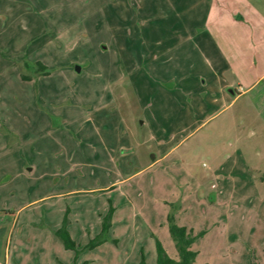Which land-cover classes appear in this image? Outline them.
<instances>
[{
	"label": "rangeland",
	"instance_id": "rangeland-1",
	"mask_svg": "<svg viewBox=\"0 0 264 264\" xmlns=\"http://www.w3.org/2000/svg\"><path fill=\"white\" fill-rule=\"evenodd\" d=\"M169 217L264 264V0H0V264H156Z\"/></svg>",
	"mask_w": 264,
	"mask_h": 264
},
{
	"label": "trees",
	"instance_id": "trees-1",
	"mask_svg": "<svg viewBox=\"0 0 264 264\" xmlns=\"http://www.w3.org/2000/svg\"><path fill=\"white\" fill-rule=\"evenodd\" d=\"M38 68L43 70L48 74L47 67L40 61L37 62ZM27 78V76L25 77ZM113 208H111L110 212L105 216L103 223V232H107L112 223L111 219L113 216ZM66 223V220H65ZM169 231L173 240L175 241V245L177 248V257H172L166 253V250L162 244V242L157 239L156 240V248H157V263L156 264H194L197 252L192 249V244L195 239L199 235H195L193 230H189L185 226L178 225L173 217H169ZM58 236L63 240L64 246L67 249L77 250V243L72 238L69 230L66 227V224L62 228L57 231ZM103 235L98 236L94 240H91L87 245V248H95L104 242ZM138 264H149L144 254L142 255V259Z\"/></svg>",
	"mask_w": 264,
	"mask_h": 264
},
{
	"label": "crops",
	"instance_id": "crops-1",
	"mask_svg": "<svg viewBox=\"0 0 264 264\" xmlns=\"http://www.w3.org/2000/svg\"><path fill=\"white\" fill-rule=\"evenodd\" d=\"M250 1H251V0H250ZM233 93H234V94H237V91H234Z\"/></svg>",
	"mask_w": 264,
	"mask_h": 264
},
{
	"label": "water",
	"instance_id": "water-1",
	"mask_svg": "<svg viewBox=\"0 0 264 264\" xmlns=\"http://www.w3.org/2000/svg\"><path fill=\"white\" fill-rule=\"evenodd\" d=\"M78 70H80V67H78Z\"/></svg>",
	"mask_w": 264,
	"mask_h": 264
}]
</instances>
